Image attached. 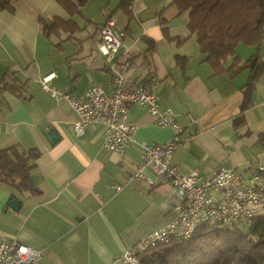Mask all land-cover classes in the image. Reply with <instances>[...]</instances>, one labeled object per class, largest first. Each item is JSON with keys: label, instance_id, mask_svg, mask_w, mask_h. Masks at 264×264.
Here are the masks:
<instances>
[{"label": "crops", "instance_id": "0c3cea01", "mask_svg": "<svg viewBox=\"0 0 264 264\" xmlns=\"http://www.w3.org/2000/svg\"><path fill=\"white\" fill-rule=\"evenodd\" d=\"M119 1L87 0L69 14L55 0H16L13 10L0 11V79L17 87L0 89V148L38 152L30 170L37 191L21 193L0 181V240L40 249L34 264H122L118 256L125 247L176 215L163 176L145 167L152 183L128 178L140 160L138 144L122 155L109 150L102 144V126L95 123L76 135L77 115L67 99L40 86L41 77L53 72L47 83L51 89L110 88L97 30L109 15L124 33L117 59L126 63L127 79L150 85L159 107L171 108L183 126L171 159L180 173L197 169L203 178L223 165L233 168L242 183L258 163L264 164V69L241 111L252 70L230 74L235 68L231 56L224 70L214 73L187 27V11L179 13L169 0H133L127 13ZM55 16L73 19L77 29L43 33L41 20ZM253 55L264 64V39L258 46L235 48L239 62ZM154 120L143 106H128L137 142L161 144L171 136L170 127ZM48 130L57 136L52 142ZM114 184L121 188L115 190ZM11 198L18 200L17 209L10 206Z\"/></svg>", "mask_w": 264, "mask_h": 264}, {"label": "built area", "instance_id": "2783aa9c", "mask_svg": "<svg viewBox=\"0 0 264 264\" xmlns=\"http://www.w3.org/2000/svg\"><path fill=\"white\" fill-rule=\"evenodd\" d=\"M100 49L110 73V88L91 84L81 92H71L48 87L54 75L49 72L41 77L40 86L48 89L55 98L67 99L77 118L72 124L76 135L84 132L89 124L102 126V144L122 155L132 143L138 144L140 160L129 179L143 177L145 167L163 176L171 186V208L175 217L164 227L157 228L125 247L118 256L122 264H140L139 252L159 242L190 237L198 226L208 224L211 228L229 226L264 213V164L258 163L246 182L241 183L239 174L223 165L212 168L203 178L197 169L180 173L171 159L177 145L182 142L183 126L176 120L171 108L159 107V95L145 83L131 84L125 75L126 63L117 59L124 33L116 30L114 19L108 17L99 24ZM130 104L143 106L160 126H168L171 136L164 142L136 141V125L127 121ZM119 190L121 185L114 184ZM217 193V194H216ZM216 194V195H215ZM40 249L22 242L3 238L0 240V264H34Z\"/></svg>", "mask_w": 264, "mask_h": 264}, {"label": "trees", "instance_id": "16d2710c", "mask_svg": "<svg viewBox=\"0 0 264 264\" xmlns=\"http://www.w3.org/2000/svg\"><path fill=\"white\" fill-rule=\"evenodd\" d=\"M15 1L0 0V11L13 10ZM55 1L73 14L87 0ZM132 1L120 0L118 7L129 13ZM169 1L179 13L187 11V27L195 33L200 53L214 73L223 71L225 61L231 56H234L235 68L230 74L246 67L252 70L240 103L243 111L249 104L248 96L264 64L257 62L254 55L239 62L235 48L239 43L258 46L264 39V0ZM41 23L43 33L47 35L77 29V23L71 18L65 20L55 16L49 22L41 20ZM9 75L13 76L12 73ZM4 88L17 89L2 77L0 89ZM37 155L36 150L22 151L15 145L0 148V181L13 185L21 193L37 191L30 179V170ZM244 220L249 223L247 232L238 227L240 221L219 228L202 224L188 238L159 242L139 252L140 264H264V213Z\"/></svg>", "mask_w": 264, "mask_h": 264}, {"label": "water", "instance_id": "95a60500", "mask_svg": "<svg viewBox=\"0 0 264 264\" xmlns=\"http://www.w3.org/2000/svg\"><path fill=\"white\" fill-rule=\"evenodd\" d=\"M46 136L49 139V141H51V142L54 141L56 139V137H57L56 134L54 133V131H51V130H48L46 132ZM9 204H10V206L12 208L17 209V207H18V200L16 198H11L9 200Z\"/></svg>", "mask_w": 264, "mask_h": 264}, {"label": "rangeland", "instance_id": "374dc122", "mask_svg": "<svg viewBox=\"0 0 264 264\" xmlns=\"http://www.w3.org/2000/svg\"><path fill=\"white\" fill-rule=\"evenodd\" d=\"M238 227H239L242 231L247 232L248 229H249V223L246 222L245 220H242V221L238 222Z\"/></svg>", "mask_w": 264, "mask_h": 264}]
</instances>
